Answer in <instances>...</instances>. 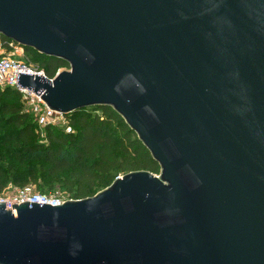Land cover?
<instances>
[{
  "label": "water",
  "instance_id": "1",
  "mask_svg": "<svg viewBox=\"0 0 264 264\" xmlns=\"http://www.w3.org/2000/svg\"><path fill=\"white\" fill-rule=\"evenodd\" d=\"M0 36L67 63L18 84L112 108L160 174L0 203V264H264V0H0Z\"/></svg>",
  "mask_w": 264,
  "mask_h": 264
},
{
  "label": "trees",
  "instance_id": "2",
  "mask_svg": "<svg viewBox=\"0 0 264 264\" xmlns=\"http://www.w3.org/2000/svg\"><path fill=\"white\" fill-rule=\"evenodd\" d=\"M2 39L7 41L4 37ZM5 51H12L9 44L5 45ZM26 53L44 61L40 70L49 78H53L59 70L70 69L63 61L49 59L32 50ZM24 105L17 90L0 87V161L11 155L22 164L39 162L25 173L18 170L4 173L0 170L1 191L9 181L19 187L38 185L41 181L39 187L43 189L49 184L45 185V180L64 177L71 182L68 189L72 199L82 200L108 187L118 172L160 174L159 164L112 108L78 110L67 117L73 133L48 125L44 127L45 135L42 136L36 118L24 111ZM89 110L93 111V115L88 113ZM100 183L104 184L102 189L98 187Z\"/></svg>",
  "mask_w": 264,
  "mask_h": 264
},
{
  "label": "built area",
  "instance_id": "3",
  "mask_svg": "<svg viewBox=\"0 0 264 264\" xmlns=\"http://www.w3.org/2000/svg\"><path fill=\"white\" fill-rule=\"evenodd\" d=\"M11 47L12 51L24 53V49L15 45L11 41L4 42L2 36H0V55L5 51V45ZM14 56V55H13ZM63 70H59L53 78L46 76L45 72L29 66L14 57L6 56V53L0 57V87H11L17 90L24 101V104L29 108L30 113L36 118L39 127H46L48 125L59 126L63 125L67 133H73V128L68 125L67 117H64L60 113L52 112L45 105L41 99V95L38 96L28 89H23L18 84L19 74L43 76L53 81ZM66 201L57 197H52L47 194L34 191L32 187L19 188L12 193H0V203H6L8 208H12L13 205H21L24 203L50 205L52 207L62 206Z\"/></svg>",
  "mask_w": 264,
  "mask_h": 264
},
{
  "label": "rangeland",
  "instance_id": "4",
  "mask_svg": "<svg viewBox=\"0 0 264 264\" xmlns=\"http://www.w3.org/2000/svg\"><path fill=\"white\" fill-rule=\"evenodd\" d=\"M2 53L4 54V53H6V51H2ZM3 54H1L0 56L2 57ZM6 56L14 57L15 59H17V60H19V61H21L23 63H26L29 66L34 67L36 69H38V68L40 69V66L44 63V61L42 59H39V58L35 57L34 55H32L30 53H26L25 50H24L23 54H22V52H19V51H16V52L15 51L14 52L11 51L10 53H6ZM63 71H66V70L64 69ZM24 111H28L30 113V110H29V108H27L26 105H24ZM88 113L93 115V111L92 110H89ZM57 127L64 129L63 125H59ZM39 129H40V134L42 136L45 135L44 132H43L44 127H39ZM0 150H2V148H0ZM38 163L39 162H35L34 161V162H27V163H23L22 164L20 162H17L14 159V157H12L10 155V156H6V157L1 158L0 170L2 172H4V173H7V172L11 173L14 170H18L21 173H25L28 170L29 167L36 166ZM124 175H126V173L118 172V173H115L114 178L116 180L118 178H121ZM47 183H49V184L46 185ZM70 183L71 182H68V180H65V178L63 177L61 179H47V180H45L46 187L43 188V189H40V187H39V186L42 185L41 181L39 182L38 185L29 184L26 187H32L34 189V191H36V192L45 193V194L50 195L52 197H57V198H60L62 200L68 201V200H73L72 199V193L70 192V189H68V187L70 188V186H71ZM4 185H5V187H4V189L2 191L0 190V193L4 192V193H9L10 194V193L16 191L19 188H24V187L17 186L12 181H9V182L5 183ZM103 185H104L103 183L98 184V187H100L99 189H102L104 187ZM50 186H53V188L50 189ZM108 187H106V188H108ZM106 188H104V189H106ZM104 189L98 191L97 193L103 191Z\"/></svg>",
  "mask_w": 264,
  "mask_h": 264
}]
</instances>
